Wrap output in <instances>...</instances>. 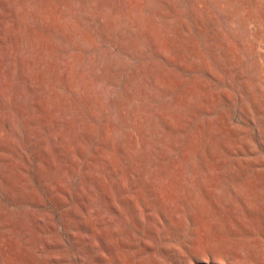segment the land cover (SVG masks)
I'll return each mask as SVG.
<instances>
[{
  "label": "rangeland",
  "instance_id": "1",
  "mask_svg": "<svg viewBox=\"0 0 264 264\" xmlns=\"http://www.w3.org/2000/svg\"><path fill=\"white\" fill-rule=\"evenodd\" d=\"M264 264V0H0V264Z\"/></svg>",
  "mask_w": 264,
  "mask_h": 264
},
{
  "label": "bare ground",
  "instance_id": "2",
  "mask_svg": "<svg viewBox=\"0 0 264 264\" xmlns=\"http://www.w3.org/2000/svg\"><path fill=\"white\" fill-rule=\"evenodd\" d=\"M113 261L116 262V264H125L123 259L120 258L119 255H117ZM129 264H134L133 258L129 261Z\"/></svg>",
  "mask_w": 264,
  "mask_h": 264
}]
</instances>
